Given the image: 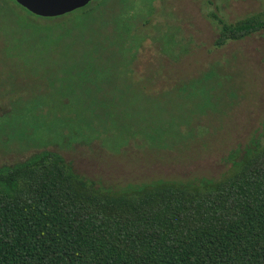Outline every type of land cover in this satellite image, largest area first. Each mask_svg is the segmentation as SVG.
Instances as JSON below:
<instances>
[{
    "label": "rangeland",
    "instance_id": "374dc122",
    "mask_svg": "<svg viewBox=\"0 0 264 264\" xmlns=\"http://www.w3.org/2000/svg\"><path fill=\"white\" fill-rule=\"evenodd\" d=\"M6 7L7 16H0V165L47 148L77 173L114 189L217 178L230 168V152L264 130V32L215 47L209 15L235 20L263 10L264 0H124L122 11L139 12L140 33H154L155 42L144 43L135 62L144 74L134 87L143 90L134 97L136 109L120 118L98 113L86 99L75 102V84L64 98L62 68L70 65L71 49L65 45L88 43L95 30L84 18L78 21L76 11L38 16L12 1ZM151 16L172 20L165 29L146 22ZM186 44L187 56L177 60L174 46ZM159 68L162 74L150 82ZM61 140L73 144L59 146Z\"/></svg>",
    "mask_w": 264,
    "mask_h": 264
},
{
    "label": "trees",
    "instance_id": "16d2710c",
    "mask_svg": "<svg viewBox=\"0 0 264 264\" xmlns=\"http://www.w3.org/2000/svg\"><path fill=\"white\" fill-rule=\"evenodd\" d=\"M8 1L21 6L0 0V16H7ZM123 2L94 0L68 12L96 31L88 43L65 45L70 65L62 68L66 81L61 78L64 98L75 84V102L86 99L98 113L118 118L136 109L134 97L143 90L134 87L144 74L135 62L144 43L155 42L154 33H140L139 12L122 11ZM209 15L215 47L264 32V9L235 20ZM145 19L165 29L172 20ZM188 48L175 45V58ZM228 159L230 168L217 178L156 179L118 189L77 173L47 148L0 165V264H264V130Z\"/></svg>",
    "mask_w": 264,
    "mask_h": 264
},
{
    "label": "water",
    "instance_id": "95a60500",
    "mask_svg": "<svg viewBox=\"0 0 264 264\" xmlns=\"http://www.w3.org/2000/svg\"><path fill=\"white\" fill-rule=\"evenodd\" d=\"M29 12L44 17L63 15L94 0H15Z\"/></svg>",
    "mask_w": 264,
    "mask_h": 264
},
{
    "label": "flooded vegetation",
    "instance_id": "af4514ba",
    "mask_svg": "<svg viewBox=\"0 0 264 264\" xmlns=\"http://www.w3.org/2000/svg\"><path fill=\"white\" fill-rule=\"evenodd\" d=\"M181 29H182V27H181ZM182 31H183V29H182ZM185 56H187V54H183L182 56H181V58L180 59H183ZM172 60V59H171ZM175 60V59H174ZM174 60H172V61H174ZM162 74V73H161ZM156 76H159L160 77V74H158V75H156Z\"/></svg>",
    "mask_w": 264,
    "mask_h": 264
}]
</instances>
